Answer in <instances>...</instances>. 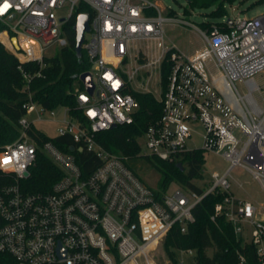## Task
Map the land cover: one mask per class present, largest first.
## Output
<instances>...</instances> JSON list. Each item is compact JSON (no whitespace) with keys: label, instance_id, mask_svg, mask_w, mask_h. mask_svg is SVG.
I'll return each instance as SVG.
<instances>
[{"label":"built area","instance_id":"obj_1","mask_svg":"<svg viewBox=\"0 0 264 264\" xmlns=\"http://www.w3.org/2000/svg\"><path fill=\"white\" fill-rule=\"evenodd\" d=\"M81 5L93 11L83 49L95 87L90 93L82 83L79 112L46 108L33 99L28 84L40 71H23L28 95L18 120L21 134L0 151V171L11 177L0 183V253L13 256V264H156L151 252L172 227L186 232L196 221L195 207L208 194L220 193L223 201L212 219L223 214L238 238L255 245L258 264H264V205L236 196L230 181L239 166L264 189V85L256 80L264 74V14L225 16L224 25L207 28L187 23L199 31L204 46L186 53L164 43L165 22L185 21L164 16L157 0H0V43L21 63L42 68L51 46L68 44L65 25ZM144 42L161 43V53L150 59L137 46ZM133 54L138 65L160 73L163 62L168 66L165 85L160 80L162 113L138 137L140 154L171 161L196 149L222 155L228 167L212 173L208 188L201 184L205 164L202 178L195 180L202 193L172 182L158 197L157 187L142 180L126 156L97 141L101 131L134 121L139 103L131 80L140 66L129 69ZM40 123L55 133L41 130ZM197 124L204 129L203 143L192 147ZM33 129L38 133L32 135ZM67 135L76 143L70 151L52 140ZM83 148L100 160L87 175L73 153ZM39 152L60 174L50 190L29 191L24 180ZM238 264H246L243 252Z\"/></svg>","mask_w":264,"mask_h":264},{"label":"trees","instance_id":"obj_2","mask_svg":"<svg viewBox=\"0 0 264 264\" xmlns=\"http://www.w3.org/2000/svg\"><path fill=\"white\" fill-rule=\"evenodd\" d=\"M237 0H189L194 7H209L218 4L211 12L215 22L224 25L222 18L228 15L226 4H233ZM87 12L90 17L93 11L81 5L77 8L74 16L65 25L68 44L61 47L59 55L44 57L46 65L42 68L37 63H21L20 60L9 52L0 43V151L9 143L17 140L21 134L18 120L25 114L23 103L27 99V92L23 87L27 83L23 71L36 72L30 80L29 88L33 99L46 108H57L69 106L75 112L77 110V93L83 87L82 82L75 78L90 70L85 49L81 56L76 52V31L74 25L78 13ZM209 23L207 27L211 25ZM4 25L0 22V30ZM162 80L165 85L168 75L166 62L162 65ZM79 81V83H78ZM133 95L139 103V108L134 115L131 124L119 125L112 129L101 131L97 134V141L107 150L126 156L127 165L142 179L137 172V161L142 160L145 165L155 169L160 179L158 181V197L168 188L172 182L189 189L203 192L197 186L196 179L203 176V165L206 162V154L201 149L184 152L175 160H164L157 156L141 155V146L138 137L142 135L147 127L155 123L162 113V102L149 91H133ZM32 135L38 133L33 129ZM64 150L70 151L72 145H76L70 135L58 136L52 139ZM78 164L85 175L89 174L100 164L99 158L91 152L83 149L73 151ZM178 163H182V170ZM60 170L43 153L37 154L36 162L31 167V176L24 180V185L29 191H48L53 182L58 178ZM11 177L0 171V183L10 181ZM224 194L211 193L195 207L196 221L188 227L186 232H181L180 226L175 225L162 241L164 250L172 264H178L176 250H194V264H238L239 252L246 255V264H258V255L255 245L246 243L238 238L234 232L233 225L226 217L218 215L215 219V206L223 201ZM3 219L0 215V225ZM213 249L212 255L207 253ZM15 259L7 253H0V264H13Z\"/></svg>","mask_w":264,"mask_h":264},{"label":"rangeland","instance_id":"obj_3","mask_svg":"<svg viewBox=\"0 0 264 264\" xmlns=\"http://www.w3.org/2000/svg\"><path fill=\"white\" fill-rule=\"evenodd\" d=\"M164 16L173 17L175 19H182L185 21L184 24L178 23L177 21L170 19L165 22V44L168 47L175 46L186 53H193L196 49L204 46L203 39L199 31L187 24L191 23L200 28H207V25L211 22H215V17L212 16L211 12L217 7V3L214 6L209 7H194L190 4L189 0H157ZM228 11V17L234 18L237 16H246L249 18L257 17L264 14V0H237L233 4H226ZM141 46L143 50H146L150 59L158 56L162 50L161 43H141L137 46ZM61 46H51L47 55L54 57L59 55ZM145 56L142 57L144 62ZM138 65L135 60V54L131 57L129 62V69H133ZM162 75L158 68L153 66H140L139 73L131 80V87L136 91H149L155 96L160 97L162 93L161 80ZM79 80V79H78ZM256 80L259 84L264 85V74H256ZM81 81V80H80ZM79 83V81H78ZM237 86L242 91H246L244 84L240 81H236ZM264 94V93H263ZM257 95H259L257 93ZM61 108L57 109V113L61 114ZM41 130L54 134L55 130L50 125L40 123L39 127ZM196 133L193 134L192 139L189 141V145L192 147L201 146L203 143L202 134L204 132L203 127L197 124L195 127ZM16 141V140H15ZM143 150H147L142 145ZM137 172L142 176L144 181L156 187L160 179L159 173L150 166L145 165L142 160L136 162ZM228 167L226 159L216 153H207L205 162L204 177L206 181H202L201 184L208 188L211 183L212 173L214 171L224 172ZM210 181V182H209ZM231 190L233 193L244 199H249L256 204L264 205V189L261 184L254 179L252 174L246 171L244 168L237 166L232 172ZM207 253L212 255L213 249H208ZM151 257L154 259L156 264H172V261L166 255L163 244H160L158 249L151 252ZM176 257L178 264H194L195 263V251L189 250H176Z\"/></svg>","mask_w":264,"mask_h":264},{"label":"water","instance_id":"obj_4","mask_svg":"<svg viewBox=\"0 0 264 264\" xmlns=\"http://www.w3.org/2000/svg\"><path fill=\"white\" fill-rule=\"evenodd\" d=\"M229 21L231 22L232 20L230 19ZM74 29L76 31V52H77L78 56H81L82 49H83V42L85 40V34L87 31L90 30V15L88 13L78 14V16L76 18V23L74 25ZM74 77L81 80V82L83 83L85 88L90 93L93 92L95 86H94L92 74L90 71H86V72H83L81 74H76ZM71 149L74 150L75 147L73 146ZM178 166L182 170L184 169L182 163H178ZM28 173H29V171H26V172H24V175L27 176Z\"/></svg>","mask_w":264,"mask_h":264},{"label":"snow or ice","instance_id":"obj_5","mask_svg":"<svg viewBox=\"0 0 264 264\" xmlns=\"http://www.w3.org/2000/svg\"><path fill=\"white\" fill-rule=\"evenodd\" d=\"M8 5H5V7H7ZM0 11H2V9H0Z\"/></svg>","mask_w":264,"mask_h":264},{"label":"bare ground","instance_id":"obj_6","mask_svg":"<svg viewBox=\"0 0 264 264\" xmlns=\"http://www.w3.org/2000/svg\"><path fill=\"white\" fill-rule=\"evenodd\" d=\"M14 42H16V40H14Z\"/></svg>","mask_w":264,"mask_h":264},{"label":"crops","instance_id":"obj_7","mask_svg":"<svg viewBox=\"0 0 264 264\" xmlns=\"http://www.w3.org/2000/svg\"><path fill=\"white\" fill-rule=\"evenodd\" d=\"M197 50V49H196Z\"/></svg>","mask_w":264,"mask_h":264}]
</instances>
